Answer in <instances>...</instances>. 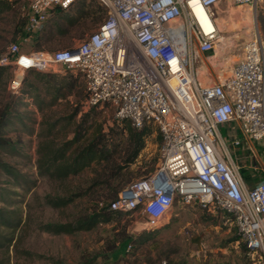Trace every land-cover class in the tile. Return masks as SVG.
Instances as JSON below:
<instances>
[{
	"label": "built area",
	"instance_id": "obj_1",
	"mask_svg": "<svg viewBox=\"0 0 264 264\" xmlns=\"http://www.w3.org/2000/svg\"><path fill=\"white\" fill-rule=\"evenodd\" d=\"M27 1L25 38L41 31L53 10L75 0ZM220 1L99 0L106 17L81 43L49 53L12 42L0 64H11L18 76L31 68L77 70L87 107L110 105L118 121L157 127V166L123 187L109 202L111 209L142 213L147 229L158 226L176 201L225 213L253 264H264V179L247 184L227 141L242 145L236 129L264 141V38L257 33L247 40L230 74L217 81L202 83L194 72L195 62L214 57L222 42ZM229 1L256 8L264 0ZM18 76L13 91L21 85Z\"/></svg>",
	"mask_w": 264,
	"mask_h": 264
},
{
	"label": "rangeland",
	"instance_id": "obj_2",
	"mask_svg": "<svg viewBox=\"0 0 264 264\" xmlns=\"http://www.w3.org/2000/svg\"><path fill=\"white\" fill-rule=\"evenodd\" d=\"M5 1L11 4V8L0 15V51L7 49L12 42L14 24L26 15L28 8L27 0ZM84 3L87 9L92 7L91 0ZM78 6L83 5L73 4L50 15L40 31L44 36L43 51L51 53L67 46H75L97 28L91 17L85 21L80 16ZM218 14L223 39L217 54L205 63L195 62L194 72L202 83L217 81L220 76L230 74L233 63L241 56L244 43L257 33L264 38V1L252 8L221 0L218 4ZM34 39L35 35L22 38L18 43L23 49H32ZM49 72L73 73L79 75L83 82L80 73L74 69L56 66ZM12 73L14 78L18 76L14 68ZM23 76H26V72L18 77ZM83 87L85 94L84 82ZM83 95H68L52 106H45L43 111L32 98H27L25 105L19 106L21 118L13 119L7 126L6 133L12 138L13 144L9 149L0 150V158L10 164L17 174L13 176L0 169V192L4 189L9 192L8 202L2 201L0 205L21 212L24 224L20 229H16L15 240L9 248L0 249V264H78L86 258L109 252L110 244L123 241L127 236H136L138 242L126 253L129 241L120 245V251L125 254V258L121 257L117 262L112 261L119 255L111 257L109 262L97 258L96 264H156L162 259H167L172 264L253 262L249 249L229 215L222 212L212 213L198 205H184L179 201L175 202L171 211L154 229H147L145 215L136 212L122 213L120 221L100 223L88 231L55 234L43 230L41 226L46 223L76 220L91 211L97 200L112 188L122 189L131 181L149 173L159 162V130L150 124L148 126L151 127V133L146 138L144 149L133 163L121 171L117 179L108 180L106 184L90 189L95 178L108 177L106 166L96 163L63 182L42 174L37 165L38 146L43 139L41 135L49 123L57 120L55 131H58L59 139L70 138L82 114L90 109L84 104ZM48 100L47 98V102ZM77 107H81V110L75 114ZM88 121L91 126L87 139L102 127L109 130L112 144L116 145L120 141L121 147L127 143L126 128L131 123L126 120L118 121L114 107H99ZM221 132L227 137L229 130L227 127H221ZM234 135L242 141V145L234 147L231 139H227L235 159L248 173L251 166V173L255 178H264V171L260 167L264 165V141L252 139L251 143L237 129L234 130ZM88 187L89 190L85 193ZM78 191L84 192L85 195L64 208H53L45 201L47 196H65ZM98 203L102 206L107 202Z\"/></svg>",
	"mask_w": 264,
	"mask_h": 264
},
{
	"label": "trees",
	"instance_id": "obj_3",
	"mask_svg": "<svg viewBox=\"0 0 264 264\" xmlns=\"http://www.w3.org/2000/svg\"><path fill=\"white\" fill-rule=\"evenodd\" d=\"M85 1L86 0H75L70 6L73 4L79 5L81 3L83 6H78L80 16L85 21H88V17H91L93 19L92 22H94L95 26L98 28L102 20L106 17V8L101 5L99 0H91L92 7L87 9L86 3H84ZM10 8V3L5 0H0V15ZM61 10L64 9L53 10L52 13ZM26 22L27 12L23 18L15 22L12 42H18V40L27 36L24 30ZM34 35L35 39L32 49H44V36L42 32L39 31ZM9 45L7 49L0 51V58L10 54ZM69 47L71 46H67L66 48ZM12 69L13 66L11 64H0V150L9 149L12 146V138L6 133L7 126L13 119L21 118L19 106L25 105V100L27 98H32L33 102L43 111L45 106H52L63 97L72 94L82 96L84 94L83 82L79 75L67 72L59 74L35 68L25 71L26 76L22 77L21 85L16 91H13L10 87L11 81L14 79ZM83 96L85 104L86 91ZM47 98L49 99L48 102ZM99 107L101 106H91L89 107V111L82 114L70 138L65 137L60 140L57 135L58 131H55L58 121L55 120L49 123L48 127L44 130V134L41 135L43 139L38 146L39 157L37 165L42 174L47 175L51 179L63 182L70 176L80 174L94 163L106 166L105 168L108 169L107 178L109 179L106 177L103 179L99 177L95 178L94 183H92L90 187L91 189L103 183L106 184L108 180L117 179L121 171L135 161L146 145V138L151 133V127L145 125L142 128H136L132 124L129 125L126 128L128 129L127 143L121 147H119L120 141L117 142L116 145L115 143L112 144L113 139L109 135V130H104L102 127H100L90 139H87V134L91 126L88 118H90L91 114ZM80 110L81 107H77V109H75V114L79 113ZM120 126L125 129L123 125ZM111 129L113 130L114 127H111ZM159 138L161 140L160 134ZM0 169L13 176L17 174L13 167L1 158ZM154 169L155 167L149 171V173ZM105 173L107 172L105 171ZM244 173L246 174V172ZM88 190L89 187L84 192L86 193ZM120 190V187L112 188L109 193H105L101 199L97 200V203L91 211L83 214L74 221L50 222L42 225L41 228L55 234H71L77 231L92 230L100 223L118 222L122 217V212L111 209L109 202L118 196ZM84 192H73L65 196H47L45 201L53 208H64L75 202L77 198L85 195ZM8 193L7 189L0 192V202H8ZM105 201L107 203L102 206L98 203ZM23 224L24 220L21 212H18L17 209H9L6 205H0V249L4 247L7 249L9 248V245L15 240L14 234L16 229H20ZM3 227L8 230L3 229ZM235 240H238V238H235ZM127 241H129L128 244L131 243L134 245V243L136 244V242H138V238L136 236H127L123 241H115V243L108 246L109 252L86 258L78 264H96L97 258H102L106 260V262H109L111 257L114 258V255H119L117 259L112 261L117 262L125 255L120 251V245L127 243ZM126 252L128 251L125 249V253ZM244 264H253V262Z\"/></svg>",
	"mask_w": 264,
	"mask_h": 264
},
{
	"label": "crops",
	"instance_id": "obj_4",
	"mask_svg": "<svg viewBox=\"0 0 264 264\" xmlns=\"http://www.w3.org/2000/svg\"><path fill=\"white\" fill-rule=\"evenodd\" d=\"M222 127H227V126H222ZM247 139L250 140V142L252 143V141H251L252 139H249V138H247ZM250 145H251V144H250ZM254 152H255V151H254ZM255 154H256V152H255ZM240 165H241V164H240ZM241 166H242V165H241ZM260 167H261L262 170L264 171V165H261ZM251 169H252V167L250 166V173H248V172H247L248 170H245L243 166H242V169H241L242 176L244 177L245 181L247 182V184H248L250 187H252L253 185H255L258 181L264 179V178H261V179H257V178H255V177L253 176V174L251 173V172H252ZM243 170H245L246 174L243 173Z\"/></svg>",
	"mask_w": 264,
	"mask_h": 264
},
{
	"label": "clouds",
	"instance_id": "obj_5",
	"mask_svg": "<svg viewBox=\"0 0 264 264\" xmlns=\"http://www.w3.org/2000/svg\"><path fill=\"white\" fill-rule=\"evenodd\" d=\"M164 206L166 207V204Z\"/></svg>",
	"mask_w": 264,
	"mask_h": 264
},
{
	"label": "water",
	"instance_id": "obj_6",
	"mask_svg": "<svg viewBox=\"0 0 264 264\" xmlns=\"http://www.w3.org/2000/svg\"><path fill=\"white\" fill-rule=\"evenodd\" d=\"M152 229H154V228H152Z\"/></svg>",
	"mask_w": 264,
	"mask_h": 264
}]
</instances>
